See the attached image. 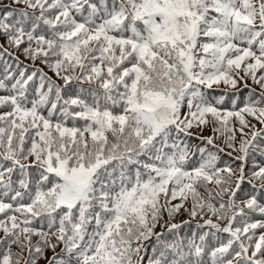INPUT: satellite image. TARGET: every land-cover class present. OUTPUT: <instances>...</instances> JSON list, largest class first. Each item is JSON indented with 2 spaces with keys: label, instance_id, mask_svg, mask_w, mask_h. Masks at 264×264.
Instances as JSON below:
<instances>
[{
  "label": "snow or ice",
  "instance_id": "obj_1",
  "mask_svg": "<svg viewBox=\"0 0 264 264\" xmlns=\"http://www.w3.org/2000/svg\"><path fill=\"white\" fill-rule=\"evenodd\" d=\"M0 13V264H264V0Z\"/></svg>",
  "mask_w": 264,
  "mask_h": 264
},
{
  "label": "trees",
  "instance_id": "obj_2",
  "mask_svg": "<svg viewBox=\"0 0 264 264\" xmlns=\"http://www.w3.org/2000/svg\"><path fill=\"white\" fill-rule=\"evenodd\" d=\"M10 3H11V0H3V5H8V4H10ZM3 5H0V7H3ZM12 7H16V6L13 5ZM0 14H2V13H0ZM5 59H8V58L5 57ZM21 60H24V58H23L22 56H21ZM8 63L12 64L13 61L8 60ZM24 63H25L26 65L29 66V71H31L32 68H31L30 62H28V61H24ZM0 67H2V62H0ZM40 67H44V66H43V65H40ZM44 71L48 72L49 75H52V73L48 70L47 67H44ZM0 94H2V93H0ZM204 134H205V135H210L211 132H210V130H206ZM198 142H199V141H193V143H198ZM181 219H188L187 214L184 213L183 215L177 217V220H178V221L181 220ZM184 231L187 232V231H189V229H184ZM40 264H44V262L41 261Z\"/></svg>",
  "mask_w": 264,
  "mask_h": 264
}]
</instances>
